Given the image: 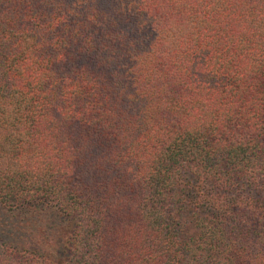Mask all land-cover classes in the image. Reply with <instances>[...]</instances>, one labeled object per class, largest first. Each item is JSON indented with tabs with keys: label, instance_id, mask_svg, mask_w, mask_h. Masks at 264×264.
Returning <instances> with one entry per match:
<instances>
[{
	"label": "trees",
	"instance_id": "16d2710c",
	"mask_svg": "<svg viewBox=\"0 0 264 264\" xmlns=\"http://www.w3.org/2000/svg\"><path fill=\"white\" fill-rule=\"evenodd\" d=\"M0 213V264H264V0H0Z\"/></svg>",
	"mask_w": 264,
	"mask_h": 264
},
{
	"label": "rangeland",
	"instance_id": "374dc122",
	"mask_svg": "<svg viewBox=\"0 0 264 264\" xmlns=\"http://www.w3.org/2000/svg\"><path fill=\"white\" fill-rule=\"evenodd\" d=\"M1 215L5 216L6 219H9L7 214L0 213V225L3 223V220L5 219L4 217H1ZM51 216V214H50ZM59 219V218H58ZM58 219L56 217L52 218L50 224L52 225L53 223H59ZM2 230H4V227H0V239L6 240V235L2 234Z\"/></svg>",
	"mask_w": 264,
	"mask_h": 264
}]
</instances>
